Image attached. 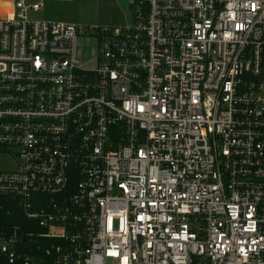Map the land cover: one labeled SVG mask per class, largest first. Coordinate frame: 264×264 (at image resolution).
<instances>
[{"label": "built area", "instance_id": "built-area-1", "mask_svg": "<svg viewBox=\"0 0 264 264\" xmlns=\"http://www.w3.org/2000/svg\"><path fill=\"white\" fill-rule=\"evenodd\" d=\"M44 8L0 0L8 262L264 264V0H136L126 26Z\"/></svg>", "mask_w": 264, "mask_h": 264}, {"label": "rangeland", "instance_id": "rangeland-1", "mask_svg": "<svg viewBox=\"0 0 264 264\" xmlns=\"http://www.w3.org/2000/svg\"><path fill=\"white\" fill-rule=\"evenodd\" d=\"M45 8L31 15L36 21L60 22L76 25L106 26L129 25L136 0H43ZM78 60H92L96 53L93 39H82L78 43ZM15 155L0 150V172L17 170Z\"/></svg>", "mask_w": 264, "mask_h": 264}, {"label": "trees", "instance_id": "trees-1", "mask_svg": "<svg viewBox=\"0 0 264 264\" xmlns=\"http://www.w3.org/2000/svg\"><path fill=\"white\" fill-rule=\"evenodd\" d=\"M26 223L27 220L17 202L0 195V237L7 236L17 226L25 227ZM0 264H10L1 252Z\"/></svg>", "mask_w": 264, "mask_h": 264}, {"label": "crops", "instance_id": "crops-1", "mask_svg": "<svg viewBox=\"0 0 264 264\" xmlns=\"http://www.w3.org/2000/svg\"><path fill=\"white\" fill-rule=\"evenodd\" d=\"M132 4H134V3H132ZM132 21V20H131ZM88 26H90V25H88Z\"/></svg>", "mask_w": 264, "mask_h": 264}]
</instances>
